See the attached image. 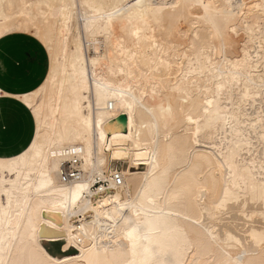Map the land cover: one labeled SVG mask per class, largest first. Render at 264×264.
<instances>
[{"label":"bare ground","instance_id":"6f19581e","mask_svg":"<svg viewBox=\"0 0 264 264\" xmlns=\"http://www.w3.org/2000/svg\"><path fill=\"white\" fill-rule=\"evenodd\" d=\"M11 33L48 67L0 264H264V0H0Z\"/></svg>","mask_w":264,"mask_h":264},{"label":"crops","instance_id":"0c3cea01","mask_svg":"<svg viewBox=\"0 0 264 264\" xmlns=\"http://www.w3.org/2000/svg\"><path fill=\"white\" fill-rule=\"evenodd\" d=\"M0 45H1L0 46V60L2 61V62L0 61V84L4 85V86H2V85L0 86V91L2 92V94L0 95V157L6 158V157H12V156H15V155L21 153L24 149H26L28 147V145L30 144V142L33 138L34 131H35V123H34V119H33V115L31 113V110L24 103H22L21 101L16 99L15 96L25 94V93H29L30 91L34 90L43 81L45 74L47 72L46 70L48 67V56H47V52L44 49V47L41 46V44L36 39H34L33 37H31L29 35L23 34V33H11V34H8V35L0 38ZM2 65H4V66H2ZM42 67L45 68L44 71H43ZM29 68H30V70H29ZM38 68H39L40 72L42 69L43 75L42 74L40 75ZM36 69H37V71H36ZM29 72H31L32 74ZM31 75H32V77H31ZM38 75L41 78L37 77ZM9 78H10V80L13 79L15 82H13V80L9 81ZM21 78H23V81ZM19 79H21V81ZM24 79H26L25 83H23ZM6 81H8V83ZM4 82H6V83H4ZM12 83L15 84L16 86L13 85ZM33 86H35V87H33ZM6 88H9V89H6ZM28 88L29 89L31 88V89L29 90ZM4 89H6L8 92L5 91ZM17 103H19V104H17ZM19 105H21V106H19ZM12 106H13V109H11ZM22 106H23V108H22ZM15 107H17V108H15ZM20 107H21V109H20ZM16 109L18 110L17 112L15 111ZM18 112H19V114H18ZM27 114H28V117H27ZM19 116H21V117H19ZM22 118H24V119H22ZM6 120H7V122H5ZM23 124L27 127L23 128L24 127ZM5 126H6V128H5ZM32 127H33V129H32ZM9 128H10V130H9ZM28 128H29V130H28ZM4 129L6 132L4 131ZM11 129H12V132H11ZM15 130H17V131H15ZM7 131H8V133H7ZM19 131H20V135H19ZM25 131H26V133H24ZM29 131H30V133H29ZM13 132H14V134H12ZM5 133L7 135L9 133L10 134L7 136ZM28 133H29V135H28ZM21 134H22V137H21ZM4 136H6V137H4ZM19 137H20V139H18ZM21 138L23 140H21ZM5 140L6 141L8 140L7 143ZM9 143H11V144H9ZM14 145L17 148L15 147V149L12 150L11 148L14 147ZM9 148H10V150L8 151ZM15 150H17V153ZM13 151L15 153H12Z\"/></svg>","mask_w":264,"mask_h":264},{"label":"water","instance_id":"95a60500","mask_svg":"<svg viewBox=\"0 0 264 264\" xmlns=\"http://www.w3.org/2000/svg\"><path fill=\"white\" fill-rule=\"evenodd\" d=\"M119 119H120L121 121H124V117H123V116H121Z\"/></svg>","mask_w":264,"mask_h":264},{"label":"built area","instance_id":"2783aa9c","mask_svg":"<svg viewBox=\"0 0 264 264\" xmlns=\"http://www.w3.org/2000/svg\"><path fill=\"white\" fill-rule=\"evenodd\" d=\"M76 171H74V173H75Z\"/></svg>","mask_w":264,"mask_h":264}]
</instances>
